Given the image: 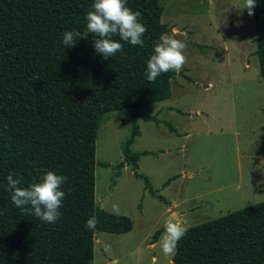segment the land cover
I'll use <instances>...</instances> for the list:
<instances>
[{
	"label": "trees",
	"instance_id": "16d2710c",
	"mask_svg": "<svg viewBox=\"0 0 264 264\" xmlns=\"http://www.w3.org/2000/svg\"><path fill=\"white\" fill-rule=\"evenodd\" d=\"M94 0H0V264H92L95 232L125 233L130 219L96 207L95 136L105 113L131 109L122 119L129 136L121 146L123 164L138 173L140 152L128 147L139 135L137 118L151 117L141 107L170 96L174 72L154 82L145 76L153 45L168 27L160 21L158 0H126L146 26L143 46L123 43L104 59L93 37L64 47L65 31L85 30ZM255 55L264 76V0H256ZM119 41V37H113ZM52 171L67 177L66 195L55 223H45L13 205L6 177L14 172L22 188ZM95 216V229L85 222ZM162 228L151 236L155 242ZM171 264H264V200L188 226Z\"/></svg>",
	"mask_w": 264,
	"mask_h": 264
},
{
	"label": "rangeland",
	"instance_id": "374dc122",
	"mask_svg": "<svg viewBox=\"0 0 264 264\" xmlns=\"http://www.w3.org/2000/svg\"><path fill=\"white\" fill-rule=\"evenodd\" d=\"M158 2L165 34L186 44V62L169 80V98L140 108L151 118L136 119L139 135L128 147L148 152L136 171L153 194L129 165L115 168L132 110L105 113L94 159L108 166L94 167V202L127 216L131 228L95 232L92 264H171L160 240L172 215L188 227L264 200V76L245 0Z\"/></svg>",
	"mask_w": 264,
	"mask_h": 264
},
{
	"label": "clouds",
	"instance_id": "9594fccd",
	"mask_svg": "<svg viewBox=\"0 0 264 264\" xmlns=\"http://www.w3.org/2000/svg\"><path fill=\"white\" fill-rule=\"evenodd\" d=\"M256 0H245L242 9H247L249 16L253 15ZM94 10L88 11L84 17L85 30L65 31L62 37L64 47H74L79 39H87L91 35L92 45L96 53L108 59L123 50V43L132 46H143L142 39L146 26L140 22L141 13L132 11L126 6V0H94ZM119 37V41L113 39ZM186 44L175 35L162 34L153 45V52L146 62L145 76L149 82H154L158 76L167 72L182 70L186 57ZM67 177L52 171L44 173L39 181L29 187L22 188L20 178L14 172L6 177L7 190L14 206L34 215L45 223H55L60 218V208L66 195L62 186ZM115 207V206H114ZM98 220L95 216L85 222L87 229H95ZM188 227L170 217L164 225V233L160 240V248L165 256H174L178 242L187 234Z\"/></svg>",
	"mask_w": 264,
	"mask_h": 264
},
{
	"label": "water",
	"instance_id": "95a60500",
	"mask_svg": "<svg viewBox=\"0 0 264 264\" xmlns=\"http://www.w3.org/2000/svg\"><path fill=\"white\" fill-rule=\"evenodd\" d=\"M172 216L175 217V219H176L177 221L181 222L177 216H175V215H172Z\"/></svg>",
	"mask_w": 264,
	"mask_h": 264
},
{
	"label": "crops",
	"instance_id": "0c3cea01",
	"mask_svg": "<svg viewBox=\"0 0 264 264\" xmlns=\"http://www.w3.org/2000/svg\"><path fill=\"white\" fill-rule=\"evenodd\" d=\"M139 157V156H138ZM138 160V159H137ZM178 215V214H177ZM178 218H179V215H178ZM179 220H180V218H179ZM171 263V262H170Z\"/></svg>",
	"mask_w": 264,
	"mask_h": 264
}]
</instances>
